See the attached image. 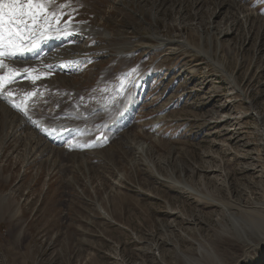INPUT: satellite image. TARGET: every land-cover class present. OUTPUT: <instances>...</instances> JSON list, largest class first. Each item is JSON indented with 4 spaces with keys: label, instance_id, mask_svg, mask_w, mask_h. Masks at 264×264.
<instances>
[{
    "label": "rangeland",
    "instance_id": "374dc122",
    "mask_svg": "<svg viewBox=\"0 0 264 264\" xmlns=\"http://www.w3.org/2000/svg\"><path fill=\"white\" fill-rule=\"evenodd\" d=\"M55 1L114 42H81L88 60L70 102L61 105L65 89L52 101L109 116L131 95L134 144L90 156L71 188L58 164L4 159L0 191L13 192L23 219L0 218V264H177L156 245L179 240L192 258L226 217L264 213V0ZM121 50L132 56L110 54ZM227 248L230 264H264V237Z\"/></svg>",
    "mask_w": 264,
    "mask_h": 264
},
{
    "label": "bare ground",
    "instance_id": "6f19581e",
    "mask_svg": "<svg viewBox=\"0 0 264 264\" xmlns=\"http://www.w3.org/2000/svg\"><path fill=\"white\" fill-rule=\"evenodd\" d=\"M87 1L92 2V4H98L99 0ZM58 8V15H60L58 26L63 29L65 22H69L70 27L68 31L71 34L61 35L59 38L52 36V39L42 41L37 51L27 53L23 58H20L15 62L6 61V63H11L12 66L16 68L27 67L35 69L33 74L39 76L40 78L33 81L26 78L25 74L20 75L16 77L14 83L9 84L6 88V91L11 90L15 94L13 99L16 101H19L22 95L26 93H33V95L27 100V115H25L23 111L13 107L8 100L0 98V180L3 182L9 180L11 176L10 174L4 173L5 168L2 167L3 160L8 157L14 158L16 157L15 155L18 154V158H22L23 162L26 161V165L32 164L36 166L41 162H46L52 166L58 164L59 167L57 169L60 170V173H64L63 185L67 184L70 186V188L79 186V180L76 178V170H83L85 173H89V171L93 169L92 167H94L89 162V160H91L90 156L96 154V156L101 158L102 155L106 153L108 154V157H111V155L114 153V146L118 145L121 147H130L132 144H134V139H132L130 135L131 131H125L126 129H124L126 124L133 122L130 121L133 113V108L130 107V104L135 106L137 103V101L131 99V95H129V98L126 100L124 99L121 104L119 103V105H117L118 108L116 115L114 114L107 116L105 114L106 109L104 110L103 106L99 105L96 107V110L92 116L88 114H81L74 115L75 118H73V115H68L67 118L56 121H53L54 118L50 116L54 114H66V112H62L59 109L58 105L50 103V94L52 91H54L51 89L55 87L56 90L60 88L63 90L65 89L68 92L73 89L72 87H74V85L70 84L72 82V74L80 71L82 69L80 66H84L85 64L83 62H87L88 60V56H86L87 53L84 51L90 45L85 44L84 46V44L80 43L87 38H90L92 42H95L96 40L98 41L100 36L105 37L108 42H114V37L107 30L88 23L85 24V22L82 21L75 22L74 20H77V18L74 15V20L70 18V11L60 8L56 1L54 4L49 5L48 10L55 11ZM148 14L151 15L150 12H148ZM148 14L147 16H149ZM154 37L155 39L162 40L160 41L162 43L168 41L167 39L157 35H154ZM176 41L179 42V40ZM134 50L135 49H132V51ZM121 51L124 53V50ZM122 52L115 51L114 53L111 52L110 54L117 58L122 57V54H120ZM130 56H132L131 53L125 57ZM125 57L122 58L125 59ZM123 67H125L124 64ZM57 74L59 75L56 77ZM101 78L99 83L101 82ZM106 79L107 76L104 74L102 81L104 83L101 85L98 83V85L103 86L107 82ZM132 89L135 91L137 88L135 85H132ZM94 96L95 95H89L90 98L88 97V99H91ZM88 99L86 97L82 98L81 104L87 106L89 103ZM89 120H92L91 123L93 122L92 125H90V129H83L82 125L85 121ZM106 121L109 122L105 124L104 122ZM103 123L105 124L104 127H102ZM42 124H45L46 126L56 124L58 128H64L67 126H72L73 128L68 133L60 136L56 132H50L48 129L42 130ZM102 130H105L103 139L100 141H94L95 134ZM24 133H27L25 138ZM120 135H123L120 140H117L116 138L115 142L112 140L115 136ZM22 140H24L23 143ZM111 141L114 142H112V147H110L112 144ZM12 142L14 144V148H11ZM67 144H72L73 149L65 150L64 145ZM6 149H8L7 154L4 152ZM38 155L40 158H38ZM91 162L93 163V161ZM70 169H73L72 175H68V170ZM13 196V192L4 194L0 191V218L4 219L7 217V220L11 219L12 221L15 219L17 220L16 223H21L23 219L21 218L22 207L18 201L16 202L13 199ZM224 211L225 213L228 212L227 206ZM236 217L240 216L236 215L235 213L230 215V218L234 222H236ZM22 227L24 228V224ZM22 227L16 234L17 237L24 235ZM185 238L187 239V236L183 237L182 235L180 240L184 241ZM261 238L263 237L252 238L250 242L253 243L257 239ZM177 242L180 243L179 240ZM177 242L173 243L171 240L166 244L163 242L162 245L160 244L161 246L157 244L156 250L161 251L162 248L167 247L176 254L178 259L177 264H190V260L192 258L189 257L185 252H182V250H179V247L182 244L179 245ZM198 247H200V245ZM202 250L203 248H198L195 255H198Z\"/></svg>",
    "mask_w": 264,
    "mask_h": 264
},
{
    "label": "snow or ice",
    "instance_id": "6c2138e0",
    "mask_svg": "<svg viewBox=\"0 0 264 264\" xmlns=\"http://www.w3.org/2000/svg\"><path fill=\"white\" fill-rule=\"evenodd\" d=\"M54 3L55 0H0V98L8 100L25 115L28 114L27 100L33 93H26L16 101L13 99L15 94L6 88L21 73L33 81L40 77L33 74L35 69L16 68L6 61L15 62L23 58L52 36L59 38L71 34L69 22H65L63 29L58 26L59 8L48 10ZM65 6L60 5V8Z\"/></svg>",
    "mask_w": 264,
    "mask_h": 264
},
{
    "label": "clouds",
    "instance_id": "9594fccd",
    "mask_svg": "<svg viewBox=\"0 0 264 264\" xmlns=\"http://www.w3.org/2000/svg\"><path fill=\"white\" fill-rule=\"evenodd\" d=\"M235 221L226 217L217 225L213 237L198 255H193L190 264H230L229 243L244 244L252 238L264 237V213L236 217Z\"/></svg>",
    "mask_w": 264,
    "mask_h": 264
}]
</instances>
